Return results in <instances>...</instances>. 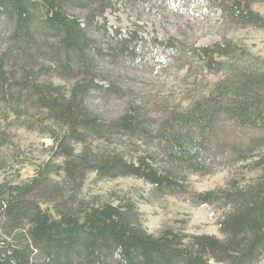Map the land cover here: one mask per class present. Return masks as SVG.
<instances>
[{
  "label": "trees",
  "instance_id": "obj_1",
  "mask_svg": "<svg viewBox=\"0 0 264 264\" xmlns=\"http://www.w3.org/2000/svg\"><path fill=\"white\" fill-rule=\"evenodd\" d=\"M201 1L219 8L230 24L264 29V16L252 10V0ZM111 4L0 0V123L17 122L30 130L36 125L52 141L49 161L32 178L15 185L0 182V264H259L264 258V58L232 41L192 48L204 73H222L206 91L162 117H149L145 107L130 102L118 117L106 119L91 109L89 98L120 95L123 89L119 79L103 76L100 64L107 58L113 64L133 61L141 40L134 32L108 33L98 25ZM93 30L102 31L103 41ZM151 44L179 50L172 38ZM14 57L26 63L7 67ZM41 72L64 84L42 80ZM28 106L38 114L34 122L25 119ZM221 120L253 135L228 143L219 137ZM6 140L0 136V145ZM52 158L62 161L58 165ZM218 167L230 169L222 188L191 189L188 175H207ZM91 173L98 181L141 180L155 197L215 207L221 213L219 237L189 234L184 225L148 233L132 200L121 198L115 205L110 199L80 198Z\"/></svg>",
  "mask_w": 264,
  "mask_h": 264
},
{
  "label": "rangeland",
  "instance_id": "obj_2",
  "mask_svg": "<svg viewBox=\"0 0 264 264\" xmlns=\"http://www.w3.org/2000/svg\"><path fill=\"white\" fill-rule=\"evenodd\" d=\"M253 11L264 16V0H252ZM80 16L84 11L77 12ZM83 21V19H80ZM108 33L119 30L122 35L134 32L139 40L133 61L113 64L109 58L100 64L103 76L119 79L122 94L92 93L88 103L91 109L106 119L118 117L124 107L134 102L145 107L149 117H162L169 108L185 105L190 97L203 93L209 84L221 77L204 73L201 63L191 49L210 47L216 43L232 41L253 55L264 58V29L239 27L223 18L213 4L201 0H112L111 7L97 19ZM102 31L93 30V36L103 41ZM172 38L179 50H160L151 43ZM105 43V42H104ZM36 70L42 61H36ZM26 62L14 57L7 67L20 69ZM50 75H49V74ZM42 80L64 84L51 72H41ZM68 86L69 83L66 82ZM25 119L34 122L35 110L27 107ZM3 102L0 100V116ZM219 137L228 143L244 142L252 131L239 129L226 121L219 122ZM0 136L7 143L0 145V182L22 184L35 175V170L49 161L52 141L34 126H20L17 122L5 127L0 123ZM125 141V140H122ZM60 164V158H52ZM230 173L226 167H218L207 175H188L192 190L203 192L222 188ZM110 199L118 204L121 198L132 200L140 214L143 228L155 234L161 226L172 225L189 234H214L219 237L217 221L221 213L215 207L196 206L179 197H155L151 187L141 180L117 178L98 181L88 174L80 198ZM264 264V258L259 262Z\"/></svg>",
  "mask_w": 264,
  "mask_h": 264
}]
</instances>
